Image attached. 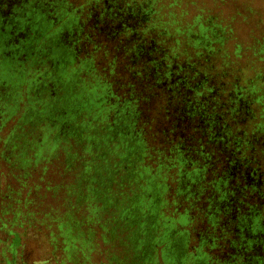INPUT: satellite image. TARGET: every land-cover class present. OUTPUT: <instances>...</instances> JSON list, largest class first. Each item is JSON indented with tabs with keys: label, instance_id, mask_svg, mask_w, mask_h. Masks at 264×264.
Segmentation results:
<instances>
[{
	"label": "trees",
	"instance_id": "trees-1",
	"mask_svg": "<svg viewBox=\"0 0 264 264\" xmlns=\"http://www.w3.org/2000/svg\"><path fill=\"white\" fill-rule=\"evenodd\" d=\"M231 33L180 38L149 0H0L3 264L27 232L52 264H264V72Z\"/></svg>",
	"mask_w": 264,
	"mask_h": 264
},
{
	"label": "rangeland",
	"instance_id": "rangeland-1",
	"mask_svg": "<svg viewBox=\"0 0 264 264\" xmlns=\"http://www.w3.org/2000/svg\"><path fill=\"white\" fill-rule=\"evenodd\" d=\"M153 2V8L158 12V16L163 23L169 25V29L174 33L175 29L180 34L176 35L185 38L188 35H195L198 32V23L209 19L225 31L232 32L235 43L240 44L241 51L239 59H234L231 55V43L224 46L225 52L229 55V60L241 65L243 69H260L264 72V60L258 58L263 55H252L251 47H257L260 36H264V0H149ZM174 2V4H173ZM264 47V42H263ZM12 125L8 121L5 129ZM60 159L63 154L58 150ZM7 183V181H5ZM11 190L17 189V183L12 180ZM5 186V185H4ZM0 185V194L4 191ZM24 192V191H23ZM8 215H0L1 220ZM12 237H7V241ZM0 264L10 257L4 247L5 237L0 236ZM15 257V264H52L50 261L49 249L43 243L41 237L27 232L20 238ZM101 247V245H100ZM102 256L97 253L91 255L92 262H99Z\"/></svg>",
	"mask_w": 264,
	"mask_h": 264
}]
</instances>
